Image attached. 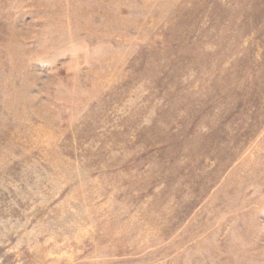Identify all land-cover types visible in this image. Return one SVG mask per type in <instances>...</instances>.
Masks as SVG:
<instances>
[{
	"label": "rangeland",
	"instance_id": "374dc122",
	"mask_svg": "<svg viewBox=\"0 0 264 264\" xmlns=\"http://www.w3.org/2000/svg\"><path fill=\"white\" fill-rule=\"evenodd\" d=\"M0 264H264V0H0Z\"/></svg>",
	"mask_w": 264,
	"mask_h": 264
}]
</instances>
